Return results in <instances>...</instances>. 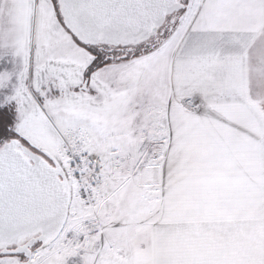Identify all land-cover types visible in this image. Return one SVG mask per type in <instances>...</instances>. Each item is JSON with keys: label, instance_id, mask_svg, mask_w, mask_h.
Listing matches in <instances>:
<instances>
[{"label": "snow or ice", "instance_id": "obj_1", "mask_svg": "<svg viewBox=\"0 0 264 264\" xmlns=\"http://www.w3.org/2000/svg\"><path fill=\"white\" fill-rule=\"evenodd\" d=\"M0 264H264V0H0Z\"/></svg>", "mask_w": 264, "mask_h": 264}]
</instances>
